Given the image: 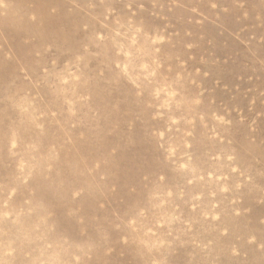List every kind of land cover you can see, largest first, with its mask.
<instances>
[{
    "label": "rangeland",
    "instance_id": "374dc122",
    "mask_svg": "<svg viewBox=\"0 0 264 264\" xmlns=\"http://www.w3.org/2000/svg\"><path fill=\"white\" fill-rule=\"evenodd\" d=\"M0 264H264V0H0Z\"/></svg>",
    "mask_w": 264,
    "mask_h": 264
}]
</instances>
